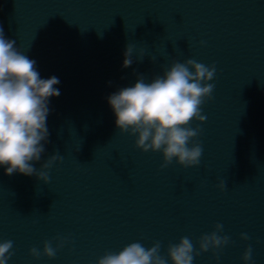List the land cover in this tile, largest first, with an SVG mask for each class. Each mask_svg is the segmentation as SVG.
I'll use <instances>...</instances> for the list:
<instances>
[{
	"label": "water",
	"instance_id": "1",
	"mask_svg": "<svg viewBox=\"0 0 264 264\" xmlns=\"http://www.w3.org/2000/svg\"><path fill=\"white\" fill-rule=\"evenodd\" d=\"M0 26L41 78L60 81L49 142L33 166L63 156L43 169L48 184L0 167L8 264H96L135 241H160L167 259L170 243L187 236L198 250L216 223L230 243L218 260L210 249L193 264H245L249 245L248 264H264V0H0ZM128 44L133 63L123 68ZM187 59L216 67L206 120L192 122L203 155L198 166L161 168V153L119 132L107 97ZM58 237L68 242L54 258L29 254Z\"/></svg>",
	"mask_w": 264,
	"mask_h": 264
},
{
	"label": "clouds",
	"instance_id": "2",
	"mask_svg": "<svg viewBox=\"0 0 264 264\" xmlns=\"http://www.w3.org/2000/svg\"><path fill=\"white\" fill-rule=\"evenodd\" d=\"M132 53L133 46L128 44L123 54V68L132 65ZM215 76L214 64L206 65L194 59L173 61L151 82L140 75L133 86L120 88L107 97L115 126L120 133L136 137L137 149L161 153V168L173 160L184 168L198 166L203 147L196 138L201 129L199 125L192 127V122L206 120L201 114L202 105L213 98L215 85L209 81ZM59 83L55 76L41 78L36 61L23 54L14 40L6 38L0 26V167L4 168L5 175H35L48 184L50 178L43 169L63 160L57 152L40 170L33 166V162L40 161L45 144L49 142V101L60 95L55 87ZM217 187L223 191L226 181L221 180ZM222 231L223 225L216 223L214 231L199 238L198 250L189 237H181L178 243L167 246V259L160 254V241L153 242L151 247L135 241L119 251L106 252L96 264H168L169 261L171 264H193L196 256L210 249L218 260L219 250L230 243L229 236L219 235ZM240 238L250 239L246 233H241ZM57 241L53 247L52 241L46 240L42 251L32 247L29 254L35 259L41 256L52 259L68 242L66 237H58ZM13 246L12 240H0V264H8L14 254ZM252 251L251 245L246 247L242 256L245 264L252 259Z\"/></svg>",
	"mask_w": 264,
	"mask_h": 264
}]
</instances>
